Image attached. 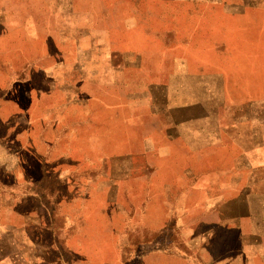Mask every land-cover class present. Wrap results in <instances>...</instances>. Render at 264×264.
<instances>
[{"label": "crops", "instance_id": "0c3cea01", "mask_svg": "<svg viewBox=\"0 0 264 264\" xmlns=\"http://www.w3.org/2000/svg\"><path fill=\"white\" fill-rule=\"evenodd\" d=\"M185 9L0 0V264H252L241 252L264 251V113L176 65ZM128 170L131 243L126 207L115 226L104 210L125 203ZM95 185L100 201L82 192Z\"/></svg>", "mask_w": 264, "mask_h": 264}, {"label": "rangeland", "instance_id": "374dc122", "mask_svg": "<svg viewBox=\"0 0 264 264\" xmlns=\"http://www.w3.org/2000/svg\"><path fill=\"white\" fill-rule=\"evenodd\" d=\"M172 1L179 3L180 7L189 8L175 12L184 14L185 20L190 22L184 28L177 29L176 39L180 41H177L176 45L179 44L184 50L182 53L185 56L176 58V65L187 66L193 70L204 69L203 75H208L209 93L221 92L227 103L238 102L244 109L250 106L257 113H264V0ZM166 60H169V63L165 64L166 69H169L173 66V59ZM163 63L161 62L162 66ZM215 78L222 80V89L218 88L216 81L214 82ZM175 82L181 83L183 80L176 78ZM113 92L111 96L114 101L120 102L125 99L118 96L117 91L113 90ZM114 101L112 109L115 108ZM110 174H115V171L111 170ZM128 177L127 184L117 186L116 190L118 194L126 195L125 203L117 199L109 202V206H104V210L112 211L110 213L112 218L107 219L112 226H115L116 220L123 222L124 217L118 216V213L122 216L123 212H120L123 209L122 206L126 207L125 210L129 216L126 226L127 242L131 243L138 239L139 235V231L135 229L140 225L139 220L133 216L139 187L136 185L134 171L128 170ZM86 191L95 195L96 200H99L100 196L104 198L103 195L107 194V188L100 185L87 186L82 192ZM55 193L57 191L53 189L48 195L49 203L53 206L55 203L53 200L57 198ZM100 203L95 202V209ZM88 204L82 203V209H85ZM102 215L105 216L107 213ZM163 220L160 218V223ZM81 231L91 233L93 230L81 226ZM257 252L255 255L252 250H246L242 251L241 255H249L247 260L252 264H264V251Z\"/></svg>", "mask_w": 264, "mask_h": 264}]
</instances>
